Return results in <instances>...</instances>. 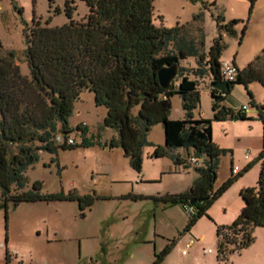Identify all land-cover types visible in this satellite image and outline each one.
<instances>
[{
	"label": "rangeland",
	"instance_id": "rangeland-1",
	"mask_svg": "<svg viewBox=\"0 0 264 264\" xmlns=\"http://www.w3.org/2000/svg\"><path fill=\"white\" fill-rule=\"evenodd\" d=\"M73 1L72 18L80 19L87 13V6L82 0ZM63 2L53 0L49 6L48 0H0V43L13 51L21 74L29 76L24 38L31 18L40 25H61L67 21ZM210 2L152 0V22L166 27L188 22L192 32L199 26L205 48L220 33V60L242 68L264 48V0H255L250 11L248 0H215L213 5ZM195 13L200 14L198 21H192ZM217 14L224 21L238 19L233 33L218 30L213 17ZM178 62L193 65L191 57ZM197 90L199 100L192 115L209 121L212 141L224 149L213 188L230 176L231 166L242 172L212 201L207 215H201L184 230L191 214L182 203L154 200L189 190L198 176L196 166L174 164L166 156L151 157L152 145L146 144L141 149L140 170L136 171L120 147L105 145L117 135L116 130L102 126L106 109L95 105L93 93L84 89L73 101L67 120L69 131L58 133L60 143L69 137L74 146L58 148L55 154L38 150L37 160L24 172V189L38 180L41 192L75 189L79 194L92 195L93 203L83 210L73 200L22 201L9 205L6 211L0 206V264H151L154 253L172 242L158 264H264V226L253 228L251 244L229 253L223 260L216 258L215 237L216 226L229 225L239 213V190L255 186L258 179L259 164L253 160L262 148V122L247 91L258 104L263 101V89L256 81L246 87L234 84L221 103L235 112L241 109L249 118L224 120L212 118L207 77L199 80ZM169 99V118H182L179 95L172 94ZM78 125L81 129H76ZM146 139L162 145V124H153ZM172 152L183 161L194 156L184 147ZM245 153L248 159L244 158ZM188 238L195 241L181 254ZM206 248L212 253H204ZM5 250L9 254L7 261Z\"/></svg>",
	"mask_w": 264,
	"mask_h": 264
},
{
	"label": "trees",
	"instance_id": "trees-1",
	"mask_svg": "<svg viewBox=\"0 0 264 264\" xmlns=\"http://www.w3.org/2000/svg\"><path fill=\"white\" fill-rule=\"evenodd\" d=\"M82 1L87 13L80 19L72 18L73 0L63 2L67 21L61 25H40L31 18L24 38L29 76L20 73L13 51L0 43V206L6 211L9 205L22 201L73 200L83 210L93 203L92 195L79 194L75 189L41 192L38 180L24 189V172L37 160L38 150L55 154L58 148L74 146L60 143L55 137L69 131L67 120L73 101L86 89L93 93L95 105L106 109L102 126L116 130L117 135L105 145L120 147L136 171L140 170L141 149L146 144L152 145L151 157H170L174 164L188 163L172 152L177 147L191 149L195 157L203 158L202 165L194 167L198 176L189 190L154 197L163 204H183L193 199L195 211L184 228L188 230L198 217L207 215L212 201L242 174L230 173L213 188L224 149L212 141L209 121L192 115L199 100L197 84L204 77L209 80L214 120L248 119L241 109L235 112L221 102L234 84L246 87L256 81L263 89V101L254 103L251 93H247L262 122V148L253 160L259 164L258 179L255 186L239 190L242 206L232 222L215 228L217 259L247 247L253 241V228L264 226V48L237 68L233 80H225L219 67L220 33L205 48L199 26L192 32L188 22L169 27L154 25L152 0ZM248 1L250 11L255 0ZM52 2L48 0L49 6ZM213 17L219 31L234 32L238 19L224 21L218 14ZM199 18V13L192 15V21ZM244 30L245 25L242 34ZM188 57L193 59V65H179V59ZM169 65H175L176 75L174 82L163 87L157 70ZM220 82L226 86H213ZM172 94L181 99L182 118H169ZM156 123L163 126L162 145L146 139ZM172 243L155 252L151 264H158ZM8 256L5 250L6 261Z\"/></svg>",
	"mask_w": 264,
	"mask_h": 264
},
{
	"label": "built area",
	"instance_id": "built-area-1",
	"mask_svg": "<svg viewBox=\"0 0 264 264\" xmlns=\"http://www.w3.org/2000/svg\"><path fill=\"white\" fill-rule=\"evenodd\" d=\"M220 73L223 76V78L225 80H233L237 71V67L234 65V63L232 62H227V61H220ZM56 141L61 142V137L59 135H57L55 137ZM64 143L66 144H73V139L67 137L64 139ZM244 158L247 159L248 158V154L245 153L244 154ZM186 161L189 164L195 165V166H200L203 163V159L200 157H195V156H188ZM238 172V167L237 166H231L230 168V173L231 174H236ZM183 209L188 212L189 214L194 213L195 208L192 204H190L189 202L183 203ZM194 239L192 238H188L185 242L184 245V249L181 250V254L185 253V249L190 247L193 243H194ZM204 252H210L211 250L209 248H207L206 250H203Z\"/></svg>",
	"mask_w": 264,
	"mask_h": 264
},
{
	"label": "water",
	"instance_id": "water-1",
	"mask_svg": "<svg viewBox=\"0 0 264 264\" xmlns=\"http://www.w3.org/2000/svg\"><path fill=\"white\" fill-rule=\"evenodd\" d=\"M176 75L175 65L164 66L157 70V78L161 86L167 87L169 86L172 78ZM218 89H222L226 86V83L220 82L213 85ZM65 133V132H61ZM194 201L193 199H189V203L192 204Z\"/></svg>",
	"mask_w": 264,
	"mask_h": 264
},
{
	"label": "crops",
	"instance_id": "crops-1",
	"mask_svg": "<svg viewBox=\"0 0 264 264\" xmlns=\"http://www.w3.org/2000/svg\"><path fill=\"white\" fill-rule=\"evenodd\" d=\"M186 150H187V149H186ZM190 150H191V149H190ZM177 155H178V154H177ZM178 156H179V155H178ZM248 158H249V155H248ZM248 158H247V159H248ZM202 159H203V158H202ZM183 164L185 165V164H189V163H183ZM206 249H207V248H206ZM206 249H205V250H206ZM209 249H210V248H209ZM210 250H211V249H210ZM204 253H207V252H204ZM208 253H212V250H211L210 252H208ZM186 254H187V253H186Z\"/></svg>",
	"mask_w": 264,
	"mask_h": 264
}]
</instances>
